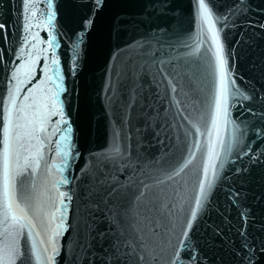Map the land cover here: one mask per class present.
I'll list each match as a JSON object with an SVG mask.
<instances>
[{"label": "water", "instance_id": "1", "mask_svg": "<svg viewBox=\"0 0 264 264\" xmlns=\"http://www.w3.org/2000/svg\"><path fill=\"white\" fill-rule=\"evenodd\" d=\"M32 2L37 15L26 31L24 0H0V115L18 88L27 118L20 122L38 126L47 117L44 160L35 176L22 173L13 202L36 225L24 220L20 229L22 264H36L33 245L52 254L61 191L72 199L54 264H171L177 252L178 264H264V0H207L229 87L227 121L221 114L216 125L221 72L197 0ZM117 132L120 154H109ZM209 180L188 230L200 183L207 189Z\"/></svg>", "mask_w": 264, "mask_h": 264}, {"label": "snow or ice", "instance_id": "2", "mask_svg": "<svg viewBox=\"0 0 264 264\" xmlns=\"http://www.w3.org/2000/svg\"><path fill=\"white\" fill-rule=\"evenodd\" d=\"M99 2V0H98ZM52 0H48V4L51 5ZM198 9H197V20L198 23L209 24V30L213 32L212 39L216 43V60L218 62V66L221 72L220 77V86L215 95V114L212 119L213 125H216L220 119L221 114H223L225 120L227 121L228 115V96H229V87L226 86V76L224 74L226 60L223 55V47L220 43V37L218 31L215 30V21L213 20V14L207 0H197ZM36 5L32 2V0H24V11L27 13L25 19V30L29 31L33 25L31 24V19L37 15L36 11L33 9ZM52 16L49 15L48 19H51ZM91 26V20L87 21L85 27ZM4 25L0 24V29H3ZM203 31V28H201ZM199 35V34H197ZM55 39L54 37L52 38ZM27 37L25 38V43H27ZM195 51H199V46L195 49ZM21 54H23V50H21ZM58 64L56 59L52 60V65L55 66ZM19 71V69H17ZM59 76V72L56 73ZM13 79H17L14 75ZM20 83H25L24 81H20ZM228 84L234 86L235 81H229ZM173 91H175V86H173ZM18 94V88H12L9 90L8 97L6 101H3V115H0V121H2V125H0V198H2V203H0V264H17L18 261L23 262V257L25 255L24 250L21 248L19 237L21 236L20 229L26 227L23 223L24 220H27L28 225L31 226L32 230H35L36 225L33 224L32 220L28 218L27 214L20 216L17 215L16 211L13 209V202L18 198V191L23 187V180L21 179L22 173L27 169H32V175L35 176L36 170L40 168L41 162L44 160L43 148L45 146V142L40 137V133H44L47 131L44 120L47 117H44L38 122V126H33L37 124L35 120H28L27 124H23L20 121L22 119H27L26 116L22 115L24 113V106H17L16 96ZM233 96L235 95H243L239 93L238 90L233 89ZM29 97L25 96L24 100H27ZM244 99H248L247 96H244ZM14 112L17 114L15 116V121L13 120ZM52 115H56L55 112ZM59 115L63 116V111L59 112ZM59 123V122H58ZM66 125L64 131H68L67 121H63ZM31 126V127H30ZM30 127V130H29ZM61 131V129H55L53 135L56 132ZM199 131V129H197ZM191 135V133H189ZM29 142L31 140H36L39 142V147L36 148L35 152H30L29 147L25 146V141ZM119 133L117 132L114 135V139L112 144L108 149L109 154L119 155L120 154V146H119ZM51 142V141H49ZM56 145L60 144V141L57 140ZM223 144V140H221ZM196 147H199L197 144ZM229 150H231V143L228 145ZM27 152L28 154L23 157L24 165L22 166L19 163L21 152ZM63 157L67 158L69 153L64 151L61 154ZM77 155H79L77 153ZM101 155H104L102 153ZM218 155V154H217ZM66 163V160L64 161ZM191 163V160H187L179 169L172 173L173 176H178L187 165ZM51 166H49L50 168ZM63 171V169H61ZM207 172V169H205ZM215 174V173H213ZM171 179V176L168 177ZM61 183L68 184L69 180L67 177L63 178ZM18 185L20 188H18ZM147 187V186H145ZM212 187V181H208V188L206 189L204 182L200 183V194L195 198L196 207L191 211V219L187 221V229L190 230L193 224V221L196 219L198 210L204 205L208 197V189ZM59 207L56 209L57 212H60V223L57 225L54 230L53 236L50 237V242L52 245V254L49 256L43 255L35 245L31 248V254L35 258L36 264H54L55 256L59 254V248L56 246L55 237L62 234L60 231L64 227L65 216L64 213L67 212L68 205L66 201L70 202L72 197L67 192H59ZM20 205L17 204L16 207ZM24 211V209H21ZM241 217L244 220V224L246 226L247 223V212L242 211ZM53 219H55V213H53ZM36 235H40L38 232ZM185 238L188 237V231L185 230L183 232ZM241 235H244L243 230L241 231ZM44 241H41L43 244ZM182 247H187L186 239L181 241ZM244 247H247L245 244ZM48 249H44V253H47ZM264 251V249H262ZM141 260L144 259L143 256L140 257ZM155 259V258H154ZM194 259V258H193ZM179 253L177 252L176 258L172 260L171 264H178Z\"/></svg>", "mask_w": 264, "mask_h": 264}]
</instances>
